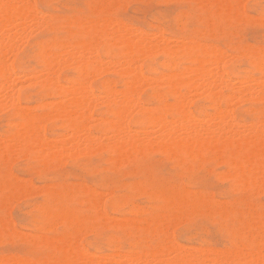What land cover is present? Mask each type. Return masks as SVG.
I'll use <instances>...</instances> for the list:
<instances>
[{"label": "rangeland", "instance_id": "1", "mask_svg": "<svg viewBox=\"0 0 264 264\" xmlns=\"http://www.w3.org/2000/svg\"><path fill=\"white\" fill-rule=\"evenodd\" d=\"M30 4L33 10L40 11L50 25L47 23L44 24V22V26H42V23L41 25L40 23L38 25L34 24L36 27L33 25V28L31 25L28 26L30 30L25 29L23 31L24 33L28 31L25 33L26 36L24 33L23 36H17L19 40L17 43H14V46H12V48L14 47V50L11 49L10 55L9 53L7 54V68L5 67L7 72H4L9 75V73L13 71V73H10L11 79L12 77L15 78V76L16 79L19 78L20 80L22 77H25L26 79L29 77V80L24 78V81L23 79L20 81L17 79L18 81L16 80V82L12 79L15 87L18 88V91H16L17 93H11L16 94H14V96L17 97L18 104H22L21 107L26 105L25 108L30 109L33 113L37 112L36 114L49 110V103L57 100L56 95L51 88H42L39 84L32 83L33 79H35L34 75L36 74V71L41 68L39 47L52 41H76L81 37V33L78 32L79 30L75 23L80 20L95 21L96 18L97 21H100L105 19L110 23L113 22L115 27H123L124 29H127V31L130 26V32L132 35L133 33L135 34L133 36H136V33L139 35V32L144 30L141 32V35H143V37L146 35L147 37H145L148 39L152 37L149 40H151V42L154 41L155 43L158 42L157 39L159 40V35L172 39L170 40L171 43L174 40L177 45L180 41L184 42L187 38L188 39L185 41V43L188 41L187 44L189 43V39L190 42H203V44L201 43L202 46H205L206 44V46H208L211 43L209 46L211 47V45H214L215 47H212L215 49L219 46L220 49L216 50L218 53L221 50L222 54L220 55L223 57L222 61L225 72L231 80H238V82H236L237 85L243 86L244 84H241L239 80H242L243 78L248 79V76L250 77V75L254 77L259 76L251 62L261 58L264 53V0H30ZM96 5L100 7H97ZM36 11L33 13H38V15H40L39 11L35 13ZM46 13H49L50 15ZM45 14L46 16L48 15V19L44 16ZM116 19L118 20L117 23ZM67 22H70V24ZM123 24H126L127 26H123ZM35 28H38V30ZM31 29L34 34L31 32ZM34 29L37 32L34 31ZM138 29L140 31H138ZM158 31L159 33L157 34ZM173 36L177 39L180 37L178 40H182L178 41L177 39H173ZM21 37L23 38L21 39ZM15 39L17 40V38ZM15 39L14 42H16ZM97 45L95 46L97 48V54L103 59V62H109L107 58L116 59L118 53L121 51L119 45H111L110 53L106 54L104 52V42H99ZM240 51H242L241 54H239ZM255 51L257 53H255ZM253 52L255 53L254 55ZM229 53L232 57L228 56ZM225 57H227L228 60ZM184 58L185 57L180 54L169 58L174 64L173 69H170L167 67V64L164 63L167 58L162 53L153 52L144 56V59L143 57H139L137 59V64L140 65L142 75H145V82L146 79H149L146 78L147 76L154 77L157 75V77H154L156 82L158 81L157 83L155 82L156 85L159 81H162L161 77H163V73H169V71L177 73L179 72L178 70L182 71L186 65L188 66L189 62ZM7 63H9L10 66ZM105 65L109 64L106 63ZM105 65H103V67ZM8 67H11L10 70L12 69V71L7 70L9 69ZM112 69L113 68L106 71L105 69H102L104 71L100 69L90 76L89 89L94 95L99 96L101 94L102 96L104 94L102 88L103 83L112 84L117 91H122L124 88L121 83L122 78L114 71L115 69L113 70L114 72H112ZM32 73L33 77H31ZM12 74L15 75L12 76ZM23 74H26L28 77H26V75L22 76ZM159 74L160 77H158ZM77 75V72L71 67H64L58 73V77L62 84L65 83L64 78L66 76L76 79ZM21 82H23V84ZM25 82L29 84H26ZM145 82H141L139 85V87L141 86V88H139L141 92L137 90L139 97L143 103L146 104L145 106L149 105L148 107H150L151 105L152 107L150 108H158L162 107L161 102L162 105L166 103L169 104L168 102L173 103V97L164 84L159 83L155 88L158 89L159 94L161 93L160 99H157L154 97L156 94L153 91L154 87L148 84L149 81L146 82L148 86H145L147 85ZM0 91V95H2L3 92V95L5 96V90H2L0 87ZM181 91L185 92V88L182 87ZM221 91L224 94L229 92L226 88H222ZM200 92L201 91L196 92L197 96H195L196 93L192 92L191 96L194 94V100L192 99V101L190 99L192 97L190 96L189 99L191 101L187 104L188 107H185L187 110L189 109L193 116L197 117H202L205 113L210 115L214 112L211 103L206 100L204 98L205 95ZM3 95L0 97V102L4 101L3 104H1L2 102L0 103V137L2 136L0 139H3V142L7 139L11 144L10 141L13 139L12 136L15 132L13 124L17 119L12 114L13 107L9 105L11 104V101L8 100L9 97L5 96L4 99H6V97L8 98L5 102V100H2L4 97ZM247 98L248 96L245 95L242 98L244 100L235 102L237 105L234 102L230 103L231 106L233 105L232 107L229 105L235 120H237L239 124L241 123L240 125L244 126L255 123L261 118L263 119L262 113L259 110H256L259 104H255L254 101ZM51 99L52 102H50ZM8 101L9 103H7ZM43 101L46 102L43 103ZM154 103H156V105ZM4 104L6 107L8 104L9 109L8 107L6 109ZM34 104L36 105L33 106ZM97 104L99 105L100 103H96L91 110L92 123L90 121L89 127L94 135L104 134L102 130L104 129V126H101L100 121L95 120L96 118L113 119L112 115L106 111V107L103 104H100V106ZM222 107L224 108L226 106L222 105ZM126 121L125 123L129 128L131 127V130H133L132 127L135 131H137L136 129L140 130V124L135 121V118ZM44 124V132L46 136L50 138H48L49 140H55V136H57V139L60 138L65 140L67 138L66 140H69L70 136L67 135L66 132L68 131L61 120H49L46 123L44 122ZM65 136L68 137L64 138ZM104 140L105 139L102 141ZM57 141L61 142L59 140ZM102 141L100 138L99 143H90L91 149L89 148V145H84L88 148L85 147L84 151L82 149V147H84L83 145L82 147L78 146V149L76 148V150H74H78L79 154L75 153L73 149H70V152L73 151L76 154H74V156L71 155L73 153H68L69 150L67 152L68 155L67 153H64L59 156H51L46 152L42 154L35 148H25L22 144L20 145V143L18 145L17 142V148L13 145L8 146L9 143L4 142V144L2 142L4 146H1L0 148V184L3 186L0 185V221H2L0 222V261L2 259L5 261H8L9 259L15 261V259L19 260V258L20 260H23L24 256L26 257L24 264H41L45 259L51 261L54 258L56 261H60L62 259L61 253L53 247L44 245L40 241L42 234L43 238L44 236H48L57 239L59 236L62 237L70 232L69 229L65 228V226L58 221L51 224L49 222L51 218L55 216L53 211L58 213V211L66 210L69 212L72 211L71 213L74 215L75 219L77 218L76 222H78L79 229L77 228L76 234H78L77 237L79 242L77 243L76 248L78 247V250L76 249V251L78 252L80 248L88 253L87 256L89 258L92 255L93 257L91 256V258L95 262L90 264H100V260H103L104 258L108 259H104L102 263L108 262L107 264H110V257H116L117 260L120 259L121 261L117 262L123 264V260L125 259L122 260V258H125V256L130 253L132 254L135 252L136 254H139L144 252L143 254L149 255L151 249L153 250L154 248H158V246L160 247V244L161 247L165 246V244L168 246L172 242L179 243V245L183 244V246L188 245L187 247H202L201 249L207 246L206 249L209 250V247H212L213 250L214 248L218 250L221 248H226V250H228L227 248H234L233 250L229 249L227 253L234 251L235 247L237 249L240 247L243 252H245L244 249L248 248V252L246 253H254L257 247L261 248L264 245V230H261L263 227L257 229L255 227H260L259 225H255V227L252 225V214L258 212L264 215V182L258 187H252L248 192H241L235 179L232 176L228 177L224 174L226 173L225 170L227 171V164L224 163L222 159L228 157L230 154L227 148L222 149L218 154L210 149L196 148V152L192 151V153H188L185 151H179L176 155L170 156L169 153L163 152L159 147H155V145L151 146L149 149L142 145L143 148H140L141 146L128 148L129 151L127 150L128 152L125 151L122 154L124 157L121 155L119 157L116 156L115 158V155L110 154L106 146L105 148H101V146L104 145ZM12 142H14V140H12ZM105 142L106 141H104V143ZM16 144L14 145L16 146ZM9 147H11V149H8ZM79 147L82 150H80ZM98 147L99 150L97 149ZM152 147H155L157 151ZM139 149L142 152L139 151ZM79 150L82 153H80ZM84 152H86V154H83ZM61 156H66V158L63 159ZM133 156L135 157L133 158ZM117 158L118 161L116 160ZM116 162H118V164ZM223 165H225V167ZM179 171L181 173H178ZM13 180L14 182L17 181V188L7 187V185H5L7 183L10 184ZM58 180L62 182L60 183ZM29 181L31 184H29ZM56 181L58 183H56ZM20 184L23 185L21 186ZM50 187H52V189ZM109 187L111 188V192H109ZM82 188H84V191ZM46 189H58L54 190L58 195L54 198L47 197L44 193ZM38 190H40V192ZM97 190L98 192L100 190L99 194H103L100 198L99 195L97 196L98 200L102 199L101 202L99 201V205H103V210L101 209V206H99V211L101 210V212H98L97 207L93 208L87 203L92 195L91 192L95 191L98 193ZM163 195H173L178 198L179 205L178 208H176L175 217L170 216V209L165 207ZM103 198L105 200L102 203ZM161 198L162 200H160ZM79 200L82 203H79ZM59 207L63 209H59ZM128 209H130V211ZM49 211H51V213ZM102 211L103 214H100ZM46 212L50 214V216L46 215ZM162 212L164 213L160 215ZM156 216L158 219L162 218L159 220L167 223V229L161 230L159 228L160 225L153 220V217ZM9 217L10 221H7L6 218L9 219ZM11 221L13 223H10ZM120 224L126 225L122 226ZM145 224H147L146 227ZM171 225H174V227ZM10 227H13V229L11 230ZM170 229H172V231ZM25 233L29 235L27 236ZM33 233L37 234L33 235ZM248 236L250 238H248ZM79 244H81V247ZM224 250H222V252H224ZM226 250L224 252L225 254ZM114 251L118 252L115 257L114 255L116 253H114ZM91 252L94 255L96 254V258ZM111 252L112 254H110ZM123 252L127 254L125 255ZM99 254L102 255V257L103 255L105 257L102 259ZM107 255L110 256L108 257ZM97 257H101V259H98ZM161 262L157 263L161 264ZM163 263L164 262H162V264ZM233 263L234 262H231V264Z\"/></svg>", "mask_w": 264, "mask_h": 264}, {"label": "bare ground", "instance_id": "2", "mask_svg": "<svg viewBox=\"0 0 264 264\" xmlns=\"http://www.w3.org/2000/svg\"><path fill=\"white\" fill-rule=\"evenodd\" d=\"M97 7H100V6H97ZM229 7H230V5H229ZM241 7H243V6H241ZM85 8H87V7H85ZM34 11H36V10L32 9V6L30 4V0H0V87L2 88V90H5L4 91V92H6L5 96L9 97V99L7 97H6V99H4L5 96L3 95V92H2V95L4 96L2 100H5V102L7 101V99L11 101V104H9V105L13 107V113L12 114L17 119L16 122L13 124V126L15 127V130H14L15 132L13 133V136L11 134V136L13 137L12 140H14V142H12V140H11L10 141L11 144H10L9 141L5 137H3L6 139V141H8V142H6L4 140V142L9 143L8 146L13 145L14 147L17 148V144L19 145V143H20V145L22 144V146L25 148H28V149L35 148L38 152H40L42 154H44L46 152V153L50 154L51 156H59V155H62L64 153H67L69 150L68 153H70V154L73 153L71 155L74 156L75 153H78V150L75 151L76 148L78 149V146L82 147V145L83 146L89 145V148L91 149L90 143L91 144L92 143L94 144L96 142L99 143V140L101 138V141L103 139H105L104 141H106L105 143H104V141H102L104 145L101 144L102 145V146L100 145L101 148L102 147L105 148V146H106V148L108 149L110 154L115 155V158H116V156L117 157L121 156L125 151L128 150V148H133V147H137V146H141L140 148H143L142 145L148 147V149L151 146L155 145V147L156 146L159 147L163 152L169 153L170 156L176 155L179 151H185L188 153H192V151H195L196 148L210 149L214 152H217V154H218L219 152H221L222 149L227 148L229 150L230 154L228 157H225L222 159V161L227 164V171L225 170L227 175H226V173H224V174H225V176H228V177L232 176L235 179V181L239 185L241 192H243V193L248 192V190H250L252 187H255V186L258 187L259 185H261L264 182V53H263V56L261 58H259L256 61L251 62V64L254 66V68L256 69L259 76L254 77V76L250 75V77L248 76V79L243 78L245 80H243V79L239 80V82L241 84L242 83L244 84L243 86H240V85L236 84V82H238V80H235V81L231 80L228 77V75L226 74L225 69H224V65H223V61H222L223 57H222V55H220V54H222L221 50L219 53L216 50V49H218V50L220 49L219 46L216 49L212 47L214 45H211V47H210L209 45L211 43L209 44L207 41L206 42L209 44L208 46H206L207 44L205 46H202L203 42H201V41H200V43L198 42L199 44L202 43L201 45L196 43V41L190 42V39H189V43L187 44L188 41L186 43H185V41L188 38L187 39L184 38L185 39V40L183 39L184 42L183 41L181 42L180 40H182V39L178 40L180 37L177 39V38H174V36H173V39H177L178 41H180L179 44L177 45V44H175L176 42L173 40L172 43L174 42L173 43L175 45L174 46L170 42V40H172V39H169L167 37L165 38V36L163 37L162 35L161 36L159 35V40L157 39L158 42L155 43L153 41L154 42L153 43V42H151V40H149L152 37H150L148 39V38H146L147 37L146 35H144V37H143V35H141L142 34L141 32H143L144 30L140 31L138 29V31H140L139 32L140 34L138 33L139 35H137V33L135 32L136 36H133L135 34L133 33V35H132V33L130 32L131 31L130 26L128 27V31H127V29H124L123 27H119V28H117L118 26L115 27L113 25V22L110 23V22L106 21L105 19H102L100 21L99 20L97 21L96 18H95V21L94 20L93 21L92 20L91 21H88V20L77 21L76 20L77 23H75V24L78 27V30H79L78 32L81 33V37H79L76 41H72V42H69V41H66V42L65 41L64 42L63 41L62 42L52 41L50 43L49 42L45 43L39 47V50H40L39 57L41 60V66H40L41 68L38 71H36V74L34 75L35 79H33L32 83L39 84L42 88H51L54 91V94L56 95L57 100L55 99L56 101L52 102V99H51L50 102H52V103H49L50 104L49 110L36 114L37 112L33 113V111H31L30 109L25 108L26 105L21 107L22 104L21 105L18 104L19 102L17 101V97L14 96L15 93H11V92L18 91L17 90L18 88L15 87V84H14L12 79H14L15 82L17 79L20 80L19 78L16 79V76H15V78L12 77V79H11L10 73H13L12 69L10 70L11 67H8L9 69H7V70H10L12 72H10L9 75L5 73V72H7L6 71V68H7L6 67V62H7L6 59L8 60L7 54L9 53V55H10L11 49L14 48V47L12 48V46H14V43H17V41L19 40L17 36L18 35L23 36V33H24L23 31L25 29L30 30V28H28V26H31V25L33 26L34 24L38 25L39 23H40V25L42 23V26H44L45 23L49 24V22L46 20V18H44L42 16V14L40 13L39 10H37L35 13H37L39 11L40 15H38V13L34 14L33 13ZM43 14H44V12H43ZM46 14L50 15L49 13H46ZM46 14L44 16L47 17V19H48V15L46 16ZM101 17H103V16H101ZM49 19H50V16H49ZM87 19H90V18H87ZM71 20H68V21H71ZM117 21L118 20L116 19V23H117ZM119 21H121V20H119ZM43 22H44V24H43ZM67 23L70 24V22H67ZM75 24H73V25H75ZM124 25L127 26L126 24H123V26ZM34 26L36 27V25H34ZM34 26H33V28H34ZM119 26H121V25H119ZM39 27H41V26H39ZM210 27H211V25H210ZM221 27H220V29H221ZM228 27H229V25H228ZM35 29L38 30V28H35ZM35 29H34V31H36ZM27 32H25V33H27ZM31 32L33 33L32 29H31ZM72 32H73V30H72ZM145 32H144V34H145ZM20 33H22V34H20ZM25 33H24V35H25ZM158 33H159V31L157 32V34ZM153 34H155V33H153ZM27 35H30V34H27ZM148 37H149V35H148ZM15 38H17V40ZM19 38H20V36H19ZM22 38L23 37H21V39ZM14 39L16 42H14ZM178 41H177V43H178ZM99 42H101V43L104 42V47H105L104 52L106 54L110 53L109 51H110L111 45L112 46L113 45H119L121 48V51L118 53V57L116 59L107 58L109 60V62L104 61L109 65H105L106 63H104L103 59L100 58L97 54V50H96L97 48L95 46L97 44H99ZM170 44H172L173 46ZM55 46H56L57 50H56ZM259 47H260V45H259ZM54 48H55V50H54ZM15 49H16V47H15ZM253 49H255V48H253ZM15 51H17V50H15ZM15 51H13V52H15ZM153 52L154 53L155 52L162 53L167 58L164 63L167 64V67L170 69H173L174 64H173L172 60H170L169 58H171L174 55L180 54L181 56L185 57L186 60L189 62V65L188 66L186 65V67L182 71L178 70L179 72H177V73H173V71L172 72L169 71V73H165V74L163 73V77H161L162 81L161 82L159 81V83L164 84L167 87V90L169 91V93L173 97V103L168 102L169 104L166 103V104L162 105V102H161L162 107H158V108L156 106H155L156 108H150V107H152L151 105H150V107H148L149 105L145 106L146 104L143 103V101L141 100V98L139 97V95L137 93V90H139V92H141L139 89V88H141V86L139 87L141 82H145V77H144L145 75H142L141 70H140V65L137 64V59L139 57H143V59H144V56H146L150 53H153ZM241 52L242 51H240L239 54H241ZM255 53H257V52L255 51ZM255 53L253 52V55ZM228 56L230 57L231 54L229 53ZM225 58L228 60L227 57H225ZM7 64L10 66L9 63H7ZM103 65H105V66L103 67ZM64 67L73 68L75 70V72H77L78 75H77L76 79H73V77L66 76L64 78L65 83L62 84L59 77H58V73ZM111 68H113L112 72L115 71L122 78L121 83L123 84L124 88L120 92V91L116 90L114 85L103 83L102 88H103L104 94L102 96L100 94L99 95L100 97L98 95H94L91 92V90L89 89L90 76L93 75L94 72H96L100 69L101 70L105 69V71H106V70H110ZM246 70H247V68H246ZM102 71H104V70H102ZM28 73H30V72H28ZM28 73H26V74H28ZM26 74H23L22 76H24ZM14 75L12 74V76H14ZM22 76H17V77H22ZM29 76H31V75H29ZM26 77H28V76L26 75ZM31 77H33V73H32ZM152 77L153 76H151V77L147 76L146 78H149V79H146V82L149 81L148 84L152 85V87H154L153 91L156 94H155V96L154 95L153 96L156 97L157 99H160L161 93L159 94L158 89H155L156 86L159 85V83L155 85L156 80L154 77H157V75L154 76L153 78ZM158 77H160V74ZM24 78L22 77L23 81L26 79V78L25 79ZM22 79L20 81H22ZM26 80H29V77ZM62 81H63V79H62ZM27 82H29V81H27ZM27 82H25V83L26 84L31 83V82H29V83H27ZM146 82H145V84H147ZM250 82H253V83H250ZM21 83L23 84V82H21ZM148 84L145 86H148ZM19 85H16V86H19ZM182 87L185 88V92L181 91ZM143 88H144V86H143ZM222 88L228 89L229 92L224 94L221 91ZM197 91H201L200 93L205 95L204 98L211 103V107L214 110V112L212 114L209 115V114L205 113L202 117H197V116H193V114H191L189 109L187 110L185 108L186 106L188 107L187 104H189L192 99L194 100V97H193L194 94L191 96L192 92L196 93ZM189 93H190V95H189ZM2 95H0V97ZM245 95L248 96L247 99L254 101L255 104H259V106H257L256 110H259L263 116V119L259 118L260 119L259 121L257 120V122L251 123L247 126L240 125L241 123L239 124L237 122V120H235L234 115H233L231 108H230V106H231L230 103H232V102L235 103L236 101L244 100L242 98ZM190 96L192 98H190ZM195 96H197V93L195 94ZM3 102L1 104H3ZM45 102L43 101V103H45ZM98 102L100 104H103L106 107V111L112 115L113 119H106V118L98 119L95 116V118H96L95 120L100 121V125L104 126V129H102L104 134L94 135L90 131V128H89L90 127V121L92 120L91 110L93 109L94 105ZM7 103H9V101ZM238 103H242V102H238ZM1 104H0V108H1ZM100 104L99 105L97 104V105L100 106ZM154 104L156 105V103H154ZM260 104H261V106H260ZM9 105L7 104V107ZM35 105L36 104H34L33 106H35ZM222 105H225L226 107L223 108ZM5 107H6V105H5ZM7 107H6V109H7ZM228 107L230 108V110ZM166 108H167V110H166ZM8 109H9V107H8ZM251 109H253V108H251ZM193 110H195V109H193ZM107 118H109V117H107ZM133 118H135V121L140 124V130L136 129L137 131H135V129L133 127H132L133 130H131L130 129L131 127L129 128V126L125 123L126 120L133 119ZM56 119L61 120L65 124V127L68 131L66 133H67V135L70 136L69 140H66L67 139L66 137H68V136L64 137V138H66L65 140L60 139V138L57 139V136H55L56 141L55 140L51 141V140H49L50 138L46 136V134L44 132V126H43L44 122L46 123L49 120H56ZM252 120H250V121H252ZM96 121H94V122H96ZM240 122H242V121H240ZM91 123H92V121H91ZM10 127H12V126H10ZM93 130H95V129H93ZM155 130H156V132H155ZM61 137H63V136H61ZM0 138H2V136ZM57 140H59L61 142H58ZM0 141H1L0 142L1 143L0 148H1V146H4L5 143L3 142V139L2 140L0 139ZM16 142H17V144H16ZM14 144H16V146ZM85 147L86 146L82 147L83 151H84ZM155 147H152V148H155ZM8 149H11V147H9ZM70 149H73V150L75 149L74 150L75 153L73 151L70 152ZM82 149L80 148V150H82ZM87 149H85V150H87ZM97 149L99 150V147ZM80 150H79V152H80ZM11 151H9V152H11ZM139 151H141V150L139 149ZM155 151H157V149ZM158 151H159V149H158ZM68 153H67V155H68ZM80 153H82V152H80ZM83 154H86V152H84ZM50 155H48V156H50ZM98 155H100V154H98ZM122 156L124 157V155H122ZM188 156H190V155H188ZM134 157L135 156H133V158ZM62 158L64 159V158H66V156L62 157ZM116 160L118 161V158ZM116 163L118 164V162H116ZM188 166H190V165H188ZM223 166L225 167V165H223ZM139 168H140V166H139ZM188 169H189V167H188ZM180 171L178 173H181ZM9 172H10V170H9ZM124 174H126V173H124ZM137 174H138V172H137ZM174 175H177V174H174ZM180 177H182V176H180ZM185 177H186V175H185ZM222 177H224V176H222ZM173 178H175V177H173ZM21 179H22V177H21ZM62 179H63V177H62ZM102 179H104V178H102ZM16 182L17 181L14 182V180H13V182H10V184L7 183L5 185H7V187H13V188L16 187L17 188L18 183H16ZM56 183H58V182L56 181ZM27 184H28V179H27ZM29 184H31L30 181H29ZM49 184H52V183H49ZM20 185L22 186L23 184H20ZM43 187H45V186H43ZM96 187H98V186H96ZM50 188L52 189V187H50ZM84 188H82V190ZM51 189H49V190L46 189L45 192L44 191L43 192L45 193V195L47 197L54 198L58 195V193L54 190H58V189H53V190H51ZM125 190H126V188H125ZM38 191L40 192V190H38ZM130 191H131V189H130ZM3 192H4V190H3ZM97 192H98V190H97ZM99 192H100V190H99ZM99 192L96 193L95 191H92L91 192L92 195L88 199L87 203H89V205L93 208L97 207L98 212H101V210L99 211V209H100L99 206H101V209H102L103 205H99V203L101 202L102 199L98 200L97 196L99 195V198H100V196L103 194H99ZM109 192H111V188H110ZM101 193H102V191H101ZM22 194H24V193H22ZM47 197H45V198H47ZM61 197H59V198H61ZM113 197H115V196H113ZM223 197H225V196H223ZM50 198H49V200H50ZM163 198H164V202H165V207H168L170 209V216L175 217L176 208H178V205H179L178 198L176 196H173V195L172 196L163 195ZM3 200H4V198H3ZM104 200L105 199L103 198L102 203L104 202ZM160 200H162V198ZM79 203H82V202H80V200H79ZM51 207H52V205H51ZM138 207H140V206H138ZM150 208H152V207H150ZM179 208H181V207H179ZM59 209H63V208L59 207ZM128 210L130 211V209H128ZM155 210H156V208H155ZM49 212L51 213V211H49ZM59 212H60V214H59ZM71 212H69L68 210L58 211V213L53 211L55 216H53V218H51V220L49 221L50 224L58 221L59 223L63 224L65 226V228L69 229L70 232L65 234L62 237L59 236V238H57V239H55L54 237H53L54 238L53 239V238H50L48 236H46V237L44 236V238H43V234H42V236H41L42 238H41L40 242H42L46 246L53 247L56 250H58L59 253H61V255H62V259L60 261H56L55 258L52 259L51 261H48L45 259L43 262H41V264H90L92 262H95L91 258L92 255L90 254L91 255L90 258L92 259V261H91V259L87 256L88 253H86L85 250H83V249L81 250L79 248V251L78 252L76 251V249L78 250V247L76 248V246H77V243L79 242L78 237H77L78 234H76V231L78 228V222H76L77 218L75 219L74 215ZM158 213H160V212H158ZM163 213L164 212H162L160 215H162ZM100 214H103V211ZM7 215H9V214H7ZM46 215L50 216V214H48V213ZM4 217H6V216H4ZM88 218H90V217H88ZM127 218H128V216H127ZM6 219H7V221H10V217H9V219L8 218H6ZM111 219H112V217H111ZM159 219H162V218H159ZM159 219L157 218V216L153 217V220L160 225L159 228L161 230L167 229V227H168L167 223H165L164 221L159 220ZM0 220H1V217H0ZM0 222H2V221H0ZM10 223H13V222L11 221ZM47 225H48V223H47ZM120 225L124 226L126 224H120ZM146 225L147 224H145V227H146ZM174 225H171V226L174 227ZM252 225L254 227H255V225H259L260 227H255V228L261 229V227H263V229H261V230H264V215L261 213H258V212H255L254 214H252ZM59 227H60V225H59ZM10 229L12 230L13 227L12 228L10 227ZM145 229H147V228H145ZM3 230H4V228H3ZM170 230L172 231V229H170ZM92 231H94V230H92ZM20 233H21V231H20ZM20 233H18V234H20ZM26 233H25V235L28 236L29 234H26ZM34 234H37V233H33V235ZM169 237H172V236H169ZM248 238H250V237L248 236ZM80 245L81 244H79V246ZM187 246L186 245L183 246V244L179 245V243L177 244L175 242H172L168 246H166V244H165V246L161 247V244H160V247L158 246V248H154L153 250L151 249V251L149 252V255L146 254L147 256L145 254H143L144 252L139 253V254H136L134 252L135 254L132 253L133 255L130 252L129 253L131 255L130 254L126 255L127 253L125 254L123 252L126 255L125 258L124 257L122 258L121 254H120V256H121L122 260L125 259V260H123L124 261L123 264H150V263L152 264V262L154 264L155 262L157 263V262H161V261L164 262L163 264H231V262H234L233 264H264V245L261 248L257 247L256 251L254 253H246V252H248V248L244 249L245 252H243L240 247H239V249H237L235 247L234 251H232L234 248L233 249L227 248L228 250L232 249V250H230L232 252L227 253L228 250H226V248H224L226 250V254L224 253L225 250L223 248H221V249L224 250V252H222L221 249L218 250L215 248H214V250H217V251H214L212 247H209L210 250L206 249L207 246H205V248H203L205 250L201 249L202 247L198 248L196 245H195L196 247H194V246L193 247H187ZM111 250H112V248H111ZM116 251H118V250H116ZM121 251H122V249H121ZM118 252L114 251V253H116L114 255V257L117 255ZM119 253H121V252H119ZM110 254H112V252ZM1 256H3V255H1ZM17 256H18V254H17ZM100 256L102 257V255H100ZM148 256H149V258H148ZM94 257L96 258V254L94 255ZM101 257L100 258L97 257V258L101 259ZM103 257H105V256L103 255ZM103 257H102V259H103ZM16 258H19V257H16ZM25 258L26 257L24 256L23 260H20V258H19V260L15 259V261L9 259L8 261H10V262L2 259L0 261V264H24ZM12 259H14V258H12ZM98 259H95V260H98ZM104 259L100 260V262L102 263V261H104ZM106 259H108V258H106ZM109 260L111 262L110 264H119L120 262L118 263L117 261H121L120 259L117 260L116 257L115 258L110 257ZM11 261H13V262H11ZM98 262H96V263H98ZM162 262H161V264H162ZM105 263H102V264H105Z\"/></svg>", "mask_w": 264, "mask_h": 264}]
</instances>
